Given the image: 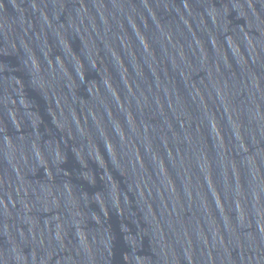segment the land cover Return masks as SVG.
I'll list each match as a JSON object with an SVG mask.
<instances>
[{
	"label": "water",
	"instance_id": "water-1",
	"mask_svg": "<svg viewBox=\"0 0 264 264\" xmlns=\"http://www.w3.org/2000/svg\"><path fill=\"white\" fill-rule=\"evenodd\" d=\"M0 264H264V0H0Z\"/></svg>",
	"mask_w": 264,
	"mask_h": 264
}]
</instances>
